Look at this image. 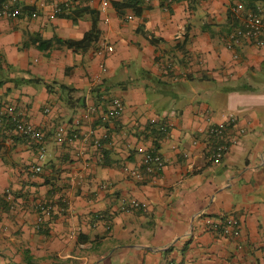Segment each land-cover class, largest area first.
Here are the masks:
<instances>
[{
  "label": "crops",
  "instance_id": "crops-1",
  "mask_svg": "<svg viewBox=\"0 0 264 264\" xmlns=\"http://www.w3.org/2000/svg\"><path fill=\"white\" fill-rule=\"evenodd\" d=\"M54 1L0 0L18 11L0 16V107L45 135L40 159L39 144L0 119V264H264V48L227 45L232 7L248 2L174 0L166 10L143 0L138 13L109 0L103 14L95 1L63 0L61 11ZM94 26L95 47L63 42ZM104 40L114 51L101 55ZM114 97L123 113L103 122ZM230 115L237 143L213 160L209 124ZM61 124L80 137L58 143ZM90 129L101 146L82 140ZM153 149L165 166L150 174ZM136 166L137 176L125 170ZM133 199L147 209L124 211ZM40 203L52 206L42 221ZM227 215L239 236L207 225Z\"/></svg>",
  "mask_w": 264,
  "mask_h": 264
},
{
  "label": "built area",
  "instance_id": "built-area-1",
  "mask_svg": "<svg viewBox=\"0 0 264 264\" xmlns=\"http://www.w3.org/2000/svg\"><path fill=\"white\" fill-rule=\"evenodd\" d=\"M95 1L99 5V11L101 13H105L109 7V0H91ZM164 9H168L169 4L173 3L174 0H165ZM63 0H55L54 6L57 11L62 10ZM233 13L238 16V25L235 29L229 34L228 38V47H233L235 43L240 42L243 39L248 40L252 44L264 48V0H254L252 3H248V5H234L232 7ZM18 14V11L12 9L9 5H5L2 9H0V16L5 17H14ZM104 22L108 23L110 21V17L105 15L103 17ZM114 51V46L108 43L106 40L102 41L101 45L98 48V54H105ZM103 69H106L105 65H102ZM91 112L95 113L96 108L91 107ZM124 110V103L120 97H114L112 99L111 106L107 112H103L99 115V118L103 122H111L118 119ZM6 120L8 124L12 125L13 131L22 136L30 138L32 141H35L40 146L39 158L43 159L44 150L42 144L44 142V132L40 130L34 123L26 120L21 113H18L13 105H5L0 107V119ZM236 117L234 115H230L229 118L218 121V122H210L207 134L209 139L213 143L212 149V159L213 160H221L224 155L229 151L232 145L237 143V138L235 136H231L229 134V126L232 123H235ZM77 124H80V119L77 118L75 121ZM155 122V120H153ZM169 124L162 123L160 126V130L167 134L169 131ZM80 135L77 131L72 134L69 133V127L67 124H61L57 126L55 131V139L58 143H64L65 141L72 140L74 138H79ZM83 141L93 145V146H101L102 141L99 136L96 135L94 129H90L86 134L82 137ZM85 151L81 150L79 154H83ZM143 167L144 171L150 174L157 173L162 170L165 166V159L162 154L156 150H151L146 152L143 159ZM141 167V168H143ZM139 166L134 168L125 167V170L130 174L137 176L140 174L141 169ZM34 171L39 173L42 171V165L38 164L34 166ZM66 202V200H64ZM124 211H131L133 209H147V203L140 202L138 200H130L126 201L123 204ZM39 209L41 211L39 215V221H42L44 218V214L49 213L52 209L51 204L40 203ZM99 216H102L100 214ZM207 225L211 227L213 230L218 231L219 233L236 237L241 233L240 222L239 219L235 215H227L221 218H208ZM71 238H75L77 233L72 231L69 235Z\"/></svg>",
  "mask_w": 264,
  "mask_h": 264
},
{
  "label": "trees",
  "instance_id": "trees-1",
  "mask_svg": "<svg viewBox=\"0 0 264 264\" xmlns=\"http://www.w3.org/2000/svg\"><path fill=\"white\" fill-rule=\"evenodd\" d=\"M142 1L143 0H124L122 4L125 5V6L132 4L133 6H135V10L139 13V12H141V10H140V7H138V5ZM244 1H247L248 3L254 2V0H244ZM100 36H101V31H99L96 28V26H94L92 28V30L87 32L82 39H78V40H76V39H64L63 42L69 48H72L75 51H80V50L84 51V50L90 49L92 47H95L96 43L100 40ZM149 37L151 38V40L153 42L161 41V39L154 38L152 35H150ZM49 46H50V43H49V45H46L47 48ZM159 133H160V135H158V136H161V135L164 134L161 130H159Z\"/></svg>",
  "mask_w": 264,
  "mask_h": 264
}]
</instances>
